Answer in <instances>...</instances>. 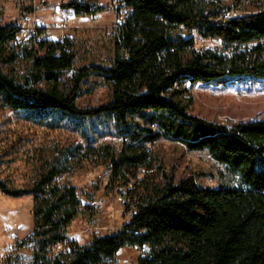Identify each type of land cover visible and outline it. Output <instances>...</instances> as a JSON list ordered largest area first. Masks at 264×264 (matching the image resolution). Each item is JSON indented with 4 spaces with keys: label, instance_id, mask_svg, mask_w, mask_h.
Returning <instances> with one entry per match:
<instances>
[{
    "label": "trees",
    "instance_id": "16d2710c",
    "mask_svg": "<svg viewBox=\"0 0 264 264\" xmlns=\"http://www.w3.org/2000/svg\"><path fill=\"white\" fill-rule=\"evenodd\" d=\"M118 1L128 13L112 35L109 66L77 68L71 37L20 39L19 22L32 6L8 24L0 12V108L50 130L69 127L82 140L41 148L23 187L0 178L4 195L32 197L34 219L19 245L32 249L31 260L4 264H117L126 247L141 251L138 264H264V120L230 128L210 122L190 113L189 96L199 83L264 80V0ZM60 8L87 18L108 10L99 0ZM197 40H220L221 47L198 50ZM93 77L111 98L81 107ZM106 137L121 141L100 142ZM162 139L207 152L242 185L176 180L149 147ZM84 164L102 168L111 187L127 189L132 216L116 233L93 234L81 245L68 229L83 202L77 187L62 180Z\"/></svg>",
    "mask_w": 264,
    "mask_h": 264
},
{
    "label": "rangeland",
    "instance_id": "374dc122",
    "mask_svg": "<svg viewBox=\"0 0 264 264\" xmlns=\"http://www.w3.org/2000/svg\"><path fill=\"white\" fill-rule=\"evenodd\" d=\"M70 0H0L2 23L15 22L23 9L35 5V19L50 32L52 41L71 37L78 51L77 68L89 65L109 66L112 58V29L118 21V0H99L107 7L106 13L90 18L92 23L111 20L108 28L83 27L74 29L69 15L60 4ZM240 13V12H238ZM24 17V16H23ZM67 20L70 23L67 26ZM96 23V24H97ZM95 26V25H94ZM217 40H197L198 50L217 49ZM78 103L81 107L99 106L111 98L107 86L95 88L93 77ZM190 84H188V87ZM193 101L190 113L226 127L264 120V80L255 78H225L210 84H196L189 94ZM119 145L121 139L106 137L103 141ZM79 135L69 127L50 130L24 121L15 112L0 108V178L13 187H23L33 175L35 155L41 148L56 144L81 143ZM168 172L176 180L195 176L199 187L217 188L221 185L241 186V180L227 166L217 163L207 152H191L180 143L160 140L149 146ZM264 169V166H263ZM63 182L77 187L84 209L68 229L70 239L85 245L92 235H111L131 219L127 211V192L123 187H111L109 174L102 168L84 164ZM264 183V181H263ZM251 189L252 185L245 186ZM88 208H93L91 215ZM33 199L30 196L13 198L0 192V264L7 258L28 263L32 249L19 248L34 228ZM63 247L60 246L59 250ZM139 249L126 247L116 256L117 264H138Z\"/></svg>",
    "mask_w": 264,
    "mask_h": 264
},
{
    "label": "built area",
    "instance_id": "2783aa9c",
    "mask_svg": "<svg viewBox=\"0 0 264 264\" xmlns=\"http://www.w3.org/2000/svg\"><path fill=\"white\" fill-rule=\"evenodd\" d=\"M33 9H36L33 4ZM128 13V9L125 6L119 7L118 10V21L114 28L112 29V34L115 33V30L118 28V25L124 20ZM67 26L70 23V20H67ZM19 25L22 28V33L20 35V39L30 38L35 36L37 40H50L51 35L50 32L45 28L43 23H40L35 19V12L25 15L19 22ZM221 45V41L217 40ZM148 248L146 247L145 250Z\"/></svg>",
    "mask_w": 264,
    "mask_h": 264
},
{
    "label": "crops",
    "instance_id": "0c3cea01",
    "mask_svg": "<svg viewBox=\"0 0 264 264\" xmlns=\"http://www.w3.org/2000/svg\"><path fill=\"white\" fill-rule=\"evenodd\" d=\"M99 4L101 6H103V7H105L101 1H99ZM104 13H106V12H103L100 15H103ZM68 17H70L72 19V21L74 23V29H81L83 27H86V28H88V27L108 28V27H110V26L113 25V24H110L111 23L110 22L111 20H105V21H103V16H102V18H100V21H98V23L95 22L93 24H91L93 19L91 20L90 18H87V17H77V16L74 15V13H72Z\"/></svg>",
    "mask_w": 264,
    "mask_h": 264
}]
</instances>
